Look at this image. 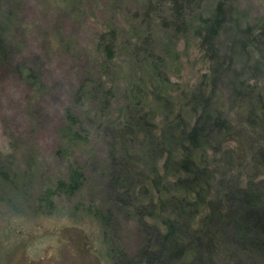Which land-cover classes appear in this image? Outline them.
Wrapping results in <instances>:
<instances>
[{"label":"rangeland","instance_id":"rangeland-1","mask_svg":"<svg viewBox=\"0 0 264 264\" xmlns=\"http://www.w3.org/2000/svg\"><path fill=\"white\" fill-rule=\"evenodd\" d=\"M263 25L264 0H0V264L138 258L178 210L164 163L203 113L177 264H264L208 208L246 186L264 204Z\"/></svg>","mask_w":264,"mask_h":264},{"label":"trees","instance_id":"trees-1","mask_svg":"<svg viewBox=\"0 0 264 264\" xmlns=\"http://www.w3.org/2000/svg\"><path fill=\"white\" fill-rule=\"evenodd\" d=\"M204 32L206 37L210 36L219 28V22L217 20L205 19ZM260 35L264 36V25L260 27ZM206 40V39H205ZM103 50L107 58H111L112 46L111 44H105ZM262 105V104H260ZM68 120L72 119L68 116ZM218 119H211V116L207 113L199 114L196 116V120L192 123L187 130L178 133L180 136L182 151L175 157H170L165 160L164 168L168 166L172 168L171 177L175 176V182L173 185L177 188L174 190L176 195L171 198V201L176 203L178 210L173 212L172 217L167 218L166 225L163 231H158L157 228L153 229L154 238L148 240L147 245L143 248L142 253L138 258L128 259L125 256H121L122 264H177L182 255L184 254V246L182 244V236L179 230V222L183 217V205L190 198V195H194L195 201L191 202L195 206L201 204L204 198L202 194L203 188L206 184L205 175L206 170L196 167L193 162V154L197 150L198 142H201V138H205L208 132V122H215ZM203 142V141H202ZM170 143V141H169ZM164 176L162 174L161 178ZM165 178V177H164ZM201 179H203L201 181ZM80 177L76 171L71 172L68 177V184L59 183L58 188L63 191L67 196L73 195L80 186ZM43 202L47 207H50L49 201L51 192H45ZM228 199V198H227ZM230 205L225 210L219 211L221 204L219 201L212 206L208 204L210 208L209 213L215 214V219L222 220L227 223V226L235 225L238 231L237 243L241 248L248 250H256L258 253H264V204L262 203V195L258 191H254L251 186H246L245 189H238L230 195ZM187 203V202H186ZM189 205V204H188ZM222 213V214H221ZM193 218L189 217L188 220ZM234 222L235 224H232ZM152 232V231H151ZM214 251V250H213ZM207 263V262H206ZM205 263V264H206ZM196 264H204L199 261Z\"/></svg>","mask_w":264,"mask_h":264}]
</instances>
